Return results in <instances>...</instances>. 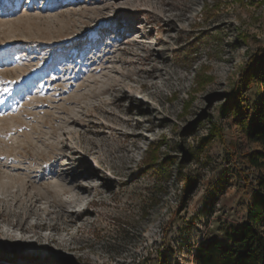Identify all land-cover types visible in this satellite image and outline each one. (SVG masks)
I'll list each match as a JSON object with an SVG mask.
<instances>
[{
    "label": "rangeland",
    "instance_id": "obj_1",
    "mask_svg": "<svg viewBox=\"0 0 264 264\" xmlns=\"http://www.w3.org/2000/svg\"><path fill=\"white\" fill-rule=\"evenodd\" d=\"M263 79L264 0H0V264L228 245L264 197Z\"/></svg>",
    "mask_w": 264,
    "mask_h": 264
},
{
    "label": "trees",
    "instance_id": "obj_2",
    "mask_svg": "<svg viewBox=\"0 0 264 264\" xmlns=\"http://www.w3.org/2000/svg\"><path fill=\"white\" fill-rule=\"evenodd\" d=\"M262 98L254 107L253 118L250 121L246 135L251 143L259 144L264 149V79L261 82ZM236 106L242 104L237 94V88L231 91ZM217 131V130H216ZM157 152L150 156L149 167L157 164ZM254 165L257 162L252 161ZM184 191L187 194L194 184L191 179L182 174ZM228 245L210 237L198 247L194 256V264H264V197L257 195L253 207L245 221L226 235Z\"/></svg>",
    "mask_w": 264,
    "mask_h": 264
}]
</instances>
